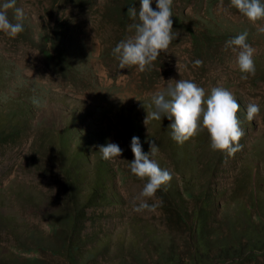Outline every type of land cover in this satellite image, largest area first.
Returning a JSON list of instances; mask_svg holds the SVG:
<instances>
[{
  "label": "rangeland",
  "instance_id": "rangeland-1",
  "mask_svg": "<svg viewBox=\"0 0 264 264\" xmlns=\"http://www.w3.org/2000/svg\"><path fill=\"white\" fill-rule=\"evenodd\" d=\"M15 8H23V20ZM128 8L129 0H16L7 11L23 31L15 38L0 32V264H64L58 253L63 237L51 224H64L70 210L66 168L83 174L82 193L96 187L111 198L84 208L81 253L97 246L89 264H164L160 252L182 264L192 253L194 215L205 219L213 252L215 237L230 242L248 229L249 217L260 213L264 220V33L257 30L264 21L251 24L230 0H176L173 12L183 20L173 24L176 39L140 73L121 69L112 55L132 34ZM245 31L256 50V73L242 80L225 44ZM198 59L203 64L194 67ZM179 79L193 80L206 94L217 85L232 92L244 131L240 151L211 150L206 131L180 145L167 117L144 124L151 94ZM252 101L260 114L248 121ZM133 137L145 154L154 141L158 152L150 158L172 174L152 213L132 210L143 187L127 163L134 159ZM109 142L123 150L121 160L103 159L99 147ZM244 257L238 264H264L260 253Z\"/></svg>",
  "mask_w": 264,
  "mask_h": 264
},
{
  "label": "clouds",
  "instance_id": "clouds-1",
  "mask_svg": "<svg viewBox=\"0 0 264 264\" xmlns=\"http://www.w3.org/2000/svg\"><path fill=\"white\" fill-rule=\"evenodd\" d=\"M152 4L153 0H140L139 9L134 6L128 8L127 14L133 21L129 25L132 34L117 43L112 50L121 69L135 67L140 73L150 71L161 54H168L170 45L176 39L172 19L173 0H155V9L151 7ZM15 5L16 0H5L0 5V32L12 38L23 31L22 23H13L8 19L7 11ZM230 6L253 25L264 21V3L261 0H230ZM15 15L18 21L23 20V8H15ZM257 30L264 33V27H258ZM247 37L245 31L225 44V48L231 49L235 56V65L242 80L256 73V50L247 43ZM202 64L203 61L199 59L193 62L194 67H201ZM165 84V88L151 94L148 107L152 110L146 115L145 125L149 120L161 121L167 117L171 121V138L180 145L198 136L201 131H206L211 150L225 152L229 156L241 150L239 142L244 131L237 116L240 104L231 91L217 85L206 94V90L191 79L169 80ZM259 114V104L249 102L246 119L252 121ZM99 151L103 159L109 162L119 159L123 152L118 144L111 142L100 146ZM131 152L134 159L127 162L130 173L143 182L142 190L133 201L132 210L136 213L155 212L162 205V199L156 194L161 190L167 191L172 174L150 158L149 153L154 156L158 152L154 141L150 142V152L145 154L139 138L133 137Z\"/></svg>",
  "mask_w": 264,
  "mask_h": 264
},
{
  "label": "trees",
  "instance_id": "trees-1",
  "mask_svg": "<svg viewBox=\"0 0 264 264\" xmlns=\"http://www.w3.org/2000/svg\"><path fill=\"white\" fill-rule=\"evenodd\" d=\"M135 1L129 0V7L133 6ZM175 1L173 0V2ZM172 19L174 25H181L183 22L182 17L177 16L174 12ZM12 135L13 133L7 134V136ZM4 137V131L0 129V139L2 140ZM63 172L66 186L69 189L68 201L70 203V210L67 213L64 224L57 222L51 224L52 232H59L63 237L59 250L61 253H58L63 258L64 264H89L92 260H96V253L94 252L97 246L86 249L84 253H81V250L86 246V240L81 237V232L84 228L83 222L85 220L84 208L93 206L99 197L105 202L111 200V198L105 194L100 195L96 187H88L86 193H82V189L78 185L79 183L83 185L86 182L83 174L73 168L63 169ZM183 212L181 213L182 217H190L186 212ZM249 219L247 221L248 229L237 233V235L233 234L230 242H224L218 236L215 237L217 239V247L216 251L213 252L210 242L204 234L205 219L198 216V214L194 215L191 219V235L188 241L192 253L188 257V261L182 264H238L239 261L245 259L244 256L247 259H251L256 258L259 253L264 255V220L262 219V214L256 213L255 219H251L250 217ZM257 226L260 229L257 230ZM132 245L136 246L137 242L133 240ZM158 258L164 264H177L176 257L171 253L160 252ZM36 263V259L31 260V264ZM94 264L99 263L94 262ZM123 264L126 263L123 262ZM141 264H149V262L144 259Z\"/></svg>",
  "mask_w": 264,
  "mask_h": 264
}]
</instances>
